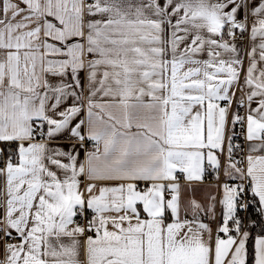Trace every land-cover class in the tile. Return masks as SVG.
Segmentation results:
<instances>
[{"label":"snow or ice","instance_id":"1","mask_svg":"<svg viewBox=\"0 0 264 264\" xmlns=\"http://www.w3.org/2000/svg\"><path fill=\"white\" fill-rule=\"evenodd\" d=\"M0 179V264H264V0H0Z\"/></svg>","mask_w":264,"mask_h":264},{"label":"crops","instance_id":"2","mask_svg":"<svg viewBox=\"0 0 264 264\" xmlns=\"http://www.w3.org/2000/svg\"><path fill=\"white\" fill-rule=\"evenodd\" d=\"M237 43L238 44H243V50H247L250 47V40H249V33L246 32V38H243V41L240 40V37L237 38ZM201 59L207 58L206 53L202 54L200 56ZM245 64H247V57H245ZM230 128L232 127L231 125L229 126ZM135 131V129H133ZM63 139L60 140L61 146L64 145ZM83 157V152L81 151V158ZM223 163V162H222ZM207 164V160H205V166ZM246 166V164H245ZM210 167V166H209ZM211 168V167H210ZM220 178L223 179V182L220 184L227 182V181H233L231 179H227L223 175V166L221 167V175ZM215 173L212 171L211 172H206L205 171V176L203 181H192V190L188 188V182L184 180L183 176L180 175V183H181V217L183 218L186 214L188 218H191V211L190 209L185 212V209L187 208V201L191 199L192 197H195L198 201L201 203H207L208 202V197L210 194H215L217 196V202H216V214H217V220H220L222 218V207L219 204V198L222 196V188L218 187H209L210 185H216L217 182H215ZM229 183V182H228ZM0 184H2V179H0ZM143 186V185H142ZM167 195V193H166ZM201 219L204 220L205 223H208V219L205 217L204 213H201ZM213 228H215V224H213ZM215 234V233H214ZM223 235V234H222ZM3 253L2 249H0V258H2Z\"/></svg>","mask_w":264,"mask_h":264},{"label":"built area","instance_id":"3","mask_svg":"<svg viewBox=\"0 0 264 264\" xmlns=\"http://www.w3.org/2000/svg\"><path fill=\"white\" fill-rule=\"evenodd\" d=\"M239 37H240L239 36V31L237 30V38H239ZM244 38H246V33L244 34ZM240 111H241V115H243L244 114V109H241ZM235 131H236V133L239 136V140L238 141L237 140H234V143H237V142L243 143V134L241 133V128H240V125L239 124H237L235 126ZM235 158L236 159H241L242 157L238 153ZM245 164H246V161H245ZM205 168H206V172H211V168L208 165H206ZM215 182H217V180ZM221 182H223V179L220 178V181L217 182V183H221ZM227 182H229V183H236L238 181L233 180V181H227Z\"/></svg>","mask_w":264,"mask_h":264},{"label":"trees","instance_id":"4","mask_svg":"<svg viewBox=\"0 0 264 264\" xmlns=\"http://www.w3.org/2000/svg\"><path fill=\"white\" fill-rule=\"evenodd\" d=\"M234 142V141H233Z\"/></svg>","mask_w":264,"mask_h":264}]
</instances>
